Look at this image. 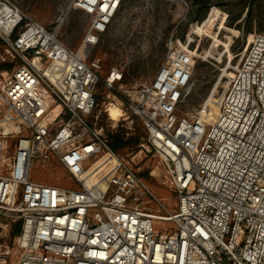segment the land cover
Returning <instances> with one entry per match:
<instances>
[{
	"label": "built area",
	"instance_id": "built-area-1",
	"mask_svg": "<svg viewBox=\"0 0 264 264\" xmlns=\"http://www.w3.org/2000/svg\"><path fill=\"white\" fill-rule=\"evenodd\" d=\"M124 3L70 0L48 27L0 0V264H264V32L252 33L220 95L209 102L211 89L193 110L178 113L198 55L173 34L150 81L128 88L122 66L108 69L107 97L121 103L100 108L103 61L90 54ZM71 8L87 18L77 49L59 38ZM134 117L176 192L174 211L136 198L144 189L160 203L109 143ZM33 161L71 183L34 179ZM157 220L176 228L159 232Z\"/></svg>",
	"mask_w": 264,
	"mask_h": 264
},
{
	"label": "rangeland",
	"instance_id": "rangeland-1",
	"mask_svg": "<svg viewBox=\"0 0 264 264\" xmlns=\"http://www.w3.org/2000/svg\"><path fill=\"white\" fill-rule=\"evenodd\" d=\"M17 1L23 10L48 27L55 23L60 11L70 2ZM86 24L85 14L71 8L64 15L59 38L69 47L77 49ZM258 32H264V0H125L109 31L90 54L91 57H101L103 61L101 80L95 89L99 107L104 108L110 102L121 103L117 96H113L114 90L107 97L109 88L105 86L104 78L108 69L113 65L122 66L129 81L124 86L128 88L150 81L163 59L167 39L171 34L183 42L191 39L190 47L198 55L190 77L191 92L178 113L196 108L212 89L208 99L210 102L213 97L220 95L219 87L228 86L240 52L247 41L251 40L252 33ZM109 122L113 124L111 120ZM122 122L130 124L125 120ZM135 122L144 126L140 119ZM10 128L7 126L5 131L9 132ZM2 142L0 137V143ZM124 157L155 193L160 203L144 189L136 191V198L149 200L147 207L153 211L165 213L161 204L174 211L176 192L170 187L155 150L142 141L138 148L129 150ZM53 170L57 173L54 174L33 161L31 177L58 185L71 183L62 168L54 166ZM154 227L159 232L165 227L176 228L171 222L160 220L155 221Z\"/></svg>",
	"mask_w": 264,
	"mask_h": 264
},
{
	"label": "trees",
	"instance_id": "trees-1",
	"mask_svg": "<svg viewBox=\"0 0 264 264\" xmlns=\"http://www.w3.org/2000/svg\"><path fill=\"white\" fill-rule=\"evenodd\" d=\"M125 83H128V76H125ZM123 97L122 94H119ZM138 117H134L133 130L129 131L123 126H119L114 132L109 133V143L111 147L120 154H127L129 150H133L139 147L142 141L146 139L147 133L144 126H139L135 121H138Z\"/></svg>",
	"mask_w": 264,
	"mask_h": 264
},
{
	"label": "bare ground",
	"instance_id": "bare-ground-1",
	"mask_svg": "<svg viewBox=\"0 0 264 264\" xmlns=\"http://www.w3.org/2000/svg\"><path fill=\"white\" fill-rule=\"evenodd\" d=\"M109 111H110V115L113 119H117L118 116L121 114L120 108L116 104H111Z\"/></svg>",
	"mask_w": 264,
	"mask_h": 264
},
{
	"label": "crops",
	"instance_id": "crops-1",
	"mask_svg": "<svg viewBox=\"0 0 264 264\" xmlns=\"http://www.w3.org/2000/svg\"><path fill=\"white\" fill-rule=\"evenodd\" d=\"M159 65H160V64H159ZM159 65H158V66H159ZM158 66H157V67H158Z\"/></svg>",
	"mask_w": 264,
	"mask_h": 264
}]
</instances>
